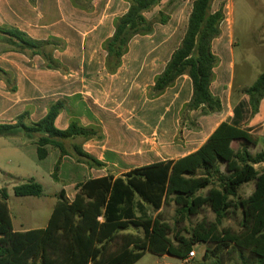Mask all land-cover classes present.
<instances>
[{"label": "trees", "instance_id": "obj_1", "mask_svg": "<svg viewBox=\"0 0 264 264\" xmlns=\"http://www.w3.org/2000/svg\"><path fill=\"white\" fill-rule=\"evenodd\" d=\"M74 5L88 9L89 4L72 0ZM128 11L114 22V34L103 44L106 68L114 73L128 52L132 39L149 35L155 24L165 25L170 15L159 11L153 19L146 14L158 7L163 0H126ZM171 2V1H170ZM169 2V3H170ZM214 0H195L188 19L187 29L179 47L173 52L165 69L155 78L149 89L150 99L160 97L176 80L189 76L193 93L181 112L182 121H190L189 113L201 110L202 114L219 112L221 101L210 90L217 57L212 44L220 36V26L225 20L223 9L213 11ZM1 51L18 52L29 57L40 56L48 69H61L53 57L60 48L58 40L39 41L16 28L0 26ZM3 75L6 74L3 72ZM247 100L234 108L232 123L223 122L196 152L178 160L158 162L134 168L119 177L107 175L90 178L79 184L72 202L61 190L53 212L43 229L24 232L14 231L8 207L9 193L0 189V264H136L147 252L169 255L184 260L196 242H214L224 247L233 244L248 250L256 264H264V149L255 154L250 145L258 141L264 146V137L256 139L239 127L240 122L254 117L264 98V71L252 85L241 91ZM64 108L59 101L51 105L48 113L38 122H28V114L20 115L13 124H0V137H25L36 146L40 161L47 159L48 147L60 153L52 176L62 159L76 156L79 163L89 168L101 169L105 164L83 149V143L102 140L99 126H83L73 119L65 130L56 127V119ZM191 124V121H190ZM73 144L71 153L67 144ZM234 140H243L237 151L229 148ZM255 183L253 193L246 199L239 197V189ZM18 197H41L44 188L34 179L14 186ZM207 190L206 195L199 194ZM178 205L182 214L196 215L207 206L221 222L227 217L236 198L235 206L243 214L245 236L226 234L223 238L210 233L194 232L191 240H178L175 245L168 238V226L157 218L142 215L144 207L159 211L168 199ZM130 226L144 230V238L126 237L119 253L106 257L109 244L115 242L120 232ZM206 257V255H205ZM211 264H222L215 259Z\"/></svg>", "mask_w": 264, "mask_h": 264}, {"label": "crops", "instance_id": "obj_2", "mask_svg": "<svg viewBox=\"0 0 264 264\" xmlns=\"http://www.w3.org/2000/svg\"><path fill=\"white\" fill-rule=\"evenodd\" d=\"M164 1L155 8L159 9L158 12L164 10L160 8ZM79 2L89 4V8L77 7L72 0H0V26L16 28L34 40H58L60 48L54 51L53 57L61 66L58 70L48 69L40 56L29 57L18 52H4L0 49V124H13L23 114H28V122L36 123L48 113L51 105L59 101L63 102L64 108L56 119L58 129H67L73 119L79 120L83 126H99L102 129V140L94 139L83 143V149L86 152L105 164L101 169L89 168L83 164V167L91 172L118 167L122 154L136 156L141 164L122 169V173L114 176L115 178L137 167L178 160L196 152L220 124L233 122L234 108L241 101L248 99L241 91L252 85L264 71L263 64L261 73L254 75L257 67L253 65L249 56L245 57L242 68L238 71L239 67L235 58L234 0H214L213 11L221 9L224 3L222 9L225 20L220 26V36L212 44L217 63L213 70L214 76L210 90L220 99L222 109L205 115L201 113V110H195L189 113L191 124L190 121L183 122L182 109L190 102L193 93L189 76L183 75L178 78L175 84L158 98L150 99L148 92L154 86L155 78L163 72L171 55L181 44L186 31L184 30L181 40L170 52L160 71L154 72L158 69L154 68L155 64L138 62L129 57L137 37L144 38L152 35L156 26L166 27L171 22L172 16L165 25L155 24L151 34L132 39L120 67L116 72L110 73L106 68V52L103 44L114 34V22L128 11L129 3L126 0H80ZM261 29L264 31V22ZM99 53L101 59H98ZM255 76V80L250 83ZM111 79L116 83L110 82ZM137 80L143 81L138 84ZM148 80L149 83L146 84ZM99 93H109L124 102L123 107L117 110V117H129L124 118L128 126L117 127L116 139L120 140L118 145H111L108 131L104 127V119L97 115L98 106H95V103L98 101L95 97ZM138 94L140 98L145 95L146 101L144 109L139 110V113L145 111L151 114L152 110H157L155 114L158 115V120L154 129L143 121L136 126V121L134 122L131 118L136 116L134 113L137 112ZM105 113L107 117L113 116L109 111ZM239 127L256 139L264 137V98L258 113L240 122ZM8 139L16 141L22 147L35 146L29 139L18 137ZM242 142L243 140L231 141L229 148L237 151ZM154 145H158V148L155 149ZM251 148L256 152H253ZM263 149L264 146L260 141L249 147L253 154ZM48 150L47 159L52 155H55V161L59 159L60 153L52 152L51 147H48ZM108 155L110 157H107ZM153 157L154 160H152ZM47 159L43 161L38 159V161L45 163ZM67 162H69L68 157H64L61 169ZM259 166L264 164L257 165ZM107 175L109 174L98 177ZM31 179L36 180L38 177ZM252 183L255 189V183ZM62 190L66 191V186ZM28 230L32 229L14 228V231L19 232Z\"/></svg>", "mask_w": 264, "mask_h": 264}, {"label": "rangeland", "instance_id": "obj_3", "mask_svg": "<svg viewBox=\"0 0 264 264\" xmlns=\"http://www.w3.org/2000/svg\"><path fill=\"white\" fill-rule=\"evenodd\" d=\"M169 1L171 2L169 3ZM192 1L165 0L160 8H164V11L172 16L171 22L166 27L156 26L155 32L150 36L137 37L133 42L132 54L129 59H134L138 62H150L155 64L154 68H158L154 72L160 71L170 52L176 48L181 40L184 30L186 31L187 29L188 14ZM223 7L224 3H222ZM158 10L157 8L148 13L147 17L153 19ZM233 19L236 42L235 58L239 67L238 71L241 70L245 57L249 56L253 65L257 67L254 75H258L261 73L262 65L264 64V31L261 29V25L264 22V0H234ZM98 59H101L100 53L98 54ZM255 78L256 76L252 78L250 83ZM142 81L137 80V83H142ZM110 82L116 83L112 79ZM147 83H149V80ZM95 99L98 101V103H95V106H98L97 115L104 119V127L108 131L109 141L111 145H118L120 140L116 139L118 137L116 135L117 127L128 126L124 122V118L127 119L129 117H117V110L123 107L122 103L124 102L109 93H99ZM145 102V95L140 98L138 94L136 102L137 112L134 113L136 116H131V118L134 119V122L136 121V126H139L141 124L140 121H143L153 126L154 129L158 120V115L155 114L157 110H152L151 114L145 113V111L139 113V110L144 109ZM107 111L113 115L111 118L106 116L107 113L105 112ZM18 138L26 139L25 137ZM73 144L80 145L81 140L67 144V148L71 153H73ZM234 146L237 148V144ZM154 147L156 149L158 145H154ZM251 149L256 152L255 149ZM51 150L52 152L55 151L56 154L57 152L59 153L56 149L51 148ZM54 156L52 155L48 158L45 163H39L35 146L22 147L16 141L0 137V189L6 188L9 193L8 207L15 229L45 228L64 186H66V191L64 190L66 198L69 202H72L79 184L86 180L106 173L117 176L122 173V169L133 168L141 164L138 161L140 159L136 156L122 154V157L119 158L118 167H109L106 171L91 172L77 161L76 156H67L69 162L63 165V169L60 166L57 172L58 180H56L52 174L58 159L55 161ZM107 157H110V155ZM152 160H154V157ZM257 169L262 171L264 166H259ZM34 177H38L36 181L41 183L44 188V194L41 197H18L14 194L15 185L27 182ZM253 190V183L243 185L239 189V197L246 199L252 194ZM199 194L206 195L207 190L200 191ZM231 200L233 202L232 207L228 211L227 217L221 222L217 221L216 215L207 206L202 207L196 215L182 214L181 208L172 201V198L168 199L159 211H153L150 207L145 206L141 214L154 219L157 218L161 223L166 224L168 226V238L175 245L181 239L191 240L194 232L204 235L210 233L219 238H223L226 234L243 237L246 234L243 214L241 209L235 206L237 199ZM127 236L144 238V230L130 226L120 232L118 239L109 244L106 257L119 253L126 243ZM192 250L195 251L196 256L189 262L169 255L157 256L147 252L136 264H211L215 259H220L222 264H256V258L250 251L239 249L233 244L224 247L214 242L205 243L200 241L192 245Z\"/></svg>", "mask_w": 264, "mask_h": 264}, {"label": "built area", "instance_id": "obj_4", "mask_svg": "<svg viewBox=\"0 0 264 264\" xmlns=\"http://www.w3.org/2000/svg\"><path fill=\"white\" fill-rule=\"evenodd\" d=\"M196 254L195 251L191 250L187 257L184 259L185 262H189L190 260H193L195 258Z\"/></svg>", "mask_w": 264, "mask_h": 264}]
</instances>
